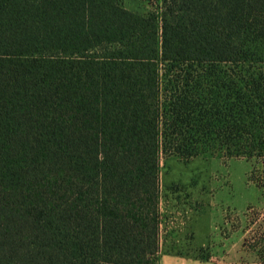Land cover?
<instances>
[{
  "label": "trees",
  "instance_id": "trees-1",
  "mask_svg": "<svg viewBox=\"0 0 264 264\" xmlns=\"http://www.w3.org/2000/svg\"><path fill=\"white\" fill-rule=\"evenodd\" d=\"M160 2L0 0V264H155L163 154L264 198V0Z\"/></svg>",
  "mask_w": 264,
  "mask_h": 264
},
{
  "label": "rangeland",
  "instance_id": "rangeland-1",
  "mask_svg": "<svg viewBox=\"0 0 264 264\" xmlns=\"http://www.w3.org/2000/svg\"><path fill=\"white\" fill-rule=\"evenodd\" d=\"M160 13V0H119ZM245 158L163 154L155 264H264V198ZM258 250H263L262 255Z\"/></svg>",
  "mask_w": 264,
  "mask_h": 264
}]
</instances>
